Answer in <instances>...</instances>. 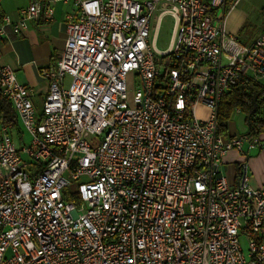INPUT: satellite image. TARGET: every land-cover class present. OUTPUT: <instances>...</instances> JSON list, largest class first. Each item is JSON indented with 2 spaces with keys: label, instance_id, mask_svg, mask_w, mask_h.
Listing matches in <instances>:
<instances>
[{
  "label": "built area",
  "instance_id": "obj_1",
  "mask_svg": "<svg viewBox=\"0 0 264 264\" xmlns=\"http://www.w3.org/2000/svg\"><path fill=\"white\" fill-rule=\"evenodd\" d=\"M53 1L0 22V93L16 114L0 112V264H264V186L246 165L237 184L221 170L228 151L263 145L218 120L243 75L264 81V33L245 44L224 28L240 0H73L39 113L1 42Z\"/></svg>",
  "mask_w": 264,
  "mask_h": 264
},
{
  "label": "crops",
  "instance_id": "obj_2",
  "mask_svg": "<svg viewBox=\"0 0 264 264\" xmlns=\"http://www.w3.org/2000/svg\"><path fill=\"white\" fill-rule=\"evenodd\" d=\"M32 1L0 0V22L4 16L17 19L21 8ZM51 6V17L43 12L40 19L31 23L21 35L9 28L7 37L1 42V64L10 66L21 83L34 88L33 103L39 113L49 92V82L42 76L41 69L57 60L63 52L68 34L67 16L75 11L73 0H56ZM224 21L227 33L236 35L245 44L253 43L264 33V0H240L235 8L228 11ZM237 113L241 112L237 109L233 116ZM230 122L229 135H238L231 131ZM256 138L263 143L261 147L251 151L247 148L243 151L233 149L224 155L221 170L231 183L239 182L241 169L246 165L251 185L264 186V133Z\"/></svg>",
  "mask_w": 264,
  "mask_h": 264
},
{
  "label": "trees",
  "instance_id": "obj_3",
  "mask_svg": "<svg viewBox=\"0 0 264 264\" xmlns=\"http://www.w3.org/2000/svg\"><path fill=\"white\" fill-rule=\"evenodd\" d=\"M218 109V120L221 134L229 136V122L234 113L240 111L245 116L247 131L250 137L264 133V81L245 74L238 84L223 94ZM0 112L6 120L15 121V110L10 101L0 93ZM69 193L68 191L66 194ZM68 200H78V193L72 192Z\"/></svg>",
  "mask_w": 264,
  "mask_h": 264
},
{
  "label": "rangeland",
  "instance_id": "obj_4",
  "mask_svg": "<svg viewBox=\"0 0 264 264\" xmlns=\"http://www.w3.org/2000/svg\"><path fill=\"white\" fill-rule=\"evenodd\" d=\"M154 23V22H153ZM175 20L172 16L167 15L164 17V19L161 22L159 34L156 41V46L159 50L165 51L169 48L171 45V38L173 34V28H174ZM66 81H70V78L67 77ZM129 92L130 95L134 92L135 87L139 84V78L137 75L133 74L129 77ZM208 109L204 105H199L196 109L197 117H200L202 119H205L208 116ZM230 129L233 133H239L243 134L246 131V124L244 121V116L241 113H237L235 116H233L231 122H230ZM25 139L27 141H30L29 135L25 132ZM15 141L18 146L21 145L20 138L17 136L15 137ZM243 244L245 247H247V241L243 240Z\"/></svg>",
  "mask_w": 264,
  "mask_h": 264
}]
</instances>
